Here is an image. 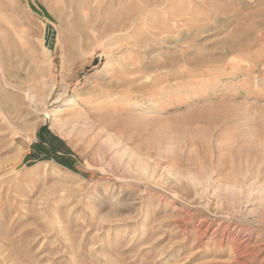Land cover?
<instances>
[{"label": "rangeland", "instance_id": "1", "mask_svg": "<svg viewBox=\"0 0 264 264\" xmlns=\"http://www.w3.org/2000/svg\"><path fill=\"white\" fill-rule=\"evenodd\" d=\"M0 264H264V0H0Z\"/></svg>", "mask_w": 264, "mask_h": 264}, {"label": "trees", "instance_id": "2", "mask_svg": "<svg viewBox=\"0 0 264 264\" xmlns=\"http://www.w3.org/2000/svg\"><path fill=\"white\" fill-rule=\"evenodd\" d=\"M47 139L49 141V144L51 145L50 148L54 151V152H52L51 157L54 158L59 163L64 164L65 166H69V167L72 166L71 163L69 162V159L67 158L68 154H69V150L66 148H61V147L59 148L56 145V144H58L57 142H60L61 144H63V142L53 135L48 136ZM37 148H38V146H37ZM59 152H61L60 155L57 154Z\"/></svg>", "mask_w": 264, "mask_h": 264}, {"label": "bare ground", "instance_id": "3", "mask_svg": "<svg viewBox=\"0 0 264 264\" xmlns=\"http://www.w3.org/2000/svg\"><path fill=\"white\" fill-rule=\"evenodd\" d=\"M250 1H252V2H253L254 0H250ZM139 108H140V107H139ZM187 116H188V115H187ZM214 119H215V118H214Z\"/></svg>", "mask_w": 264, "mask_h": 264}]
</instances>
